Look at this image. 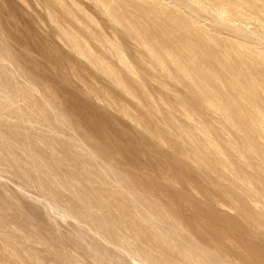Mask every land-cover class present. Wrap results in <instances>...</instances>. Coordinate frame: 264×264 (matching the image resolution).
Returning <instances> with one entry per match:
<instances>
[{
	"label": "rangeland",
	"instance_id": "374dc122",
	"mask_svg": "<svg viewBox=\"0 0 264 264\" xmlns=\"http://www.w3.org/2000/svg\"><path fill=\"white\" fill-rule=\"evenodd\" d=\"M0 264H264V0H0Z\"/></svg>",
	"mask_w": 264,
	"mask_h": 264
}]
</instances>
